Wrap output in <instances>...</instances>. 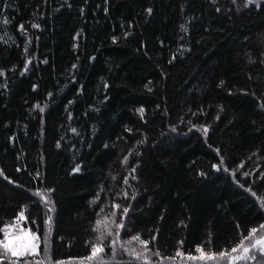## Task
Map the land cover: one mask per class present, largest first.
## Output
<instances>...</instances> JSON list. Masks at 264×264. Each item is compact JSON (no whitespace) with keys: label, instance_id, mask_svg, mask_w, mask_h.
<instances>
[{"label":"trees","instance_id":"16d2710c","mask_svg":"<svg viewBox=\"0 0 264 264\" xmlns=\"http://www.w3.org/2000/svg\"><path fill=\"white\" fill-rule=\"evenodd\" d=\"M115 210L136 244L89 259ZM22 212L35 262L206 264L248 242L264 0H0V229Z\"/></svg>","mask_w":264,"mask_h":264},{"label":"rangeland","instance_id":"374dc122","mask_svg":"<svg viewBox=\"0 0 264 264\" xmlns=\"http://www.w3.org/2000/svg\"><path fill=\"white\" fill-rule=\"evenodd\" d=\"M233 3L237 6V8H240V6H248L251 4H258L261 0H253L252 3H249V0H232ZM203 128H207V127H203ZM128 160H125V163H127ZM127 173H129V171H127ZM238 173L241 175V177H246V173L242 170H239ZM237 175V172H236ZM128 187V186H127ZM123 196L124 197H130V194L127 190H124L123 192ZM24 213V212H23ZM21 214V213H20ZM20 216V215H19ZM19 216L12 222H10L8 225L5 226L4 229H7L10 233V235H21V229L28 231L30 229H27L24 226V222L25 219H19ZM125 222V214L119 213V210H115V212H113L111 215H108L105 217V215L102 217V219L100 220L97 229L99 231V237H98V245L102 246L104 248V251L109 249L106 247H121V246H126L129 244H136L133 240H128L126 239L125 235L123 234V228L120 227L121 224L124 225ZM4 232V231H3ZM5 235V233H4ZM264 236V227H262L261 229H259V231H257L256 233L253 234V236L251 237V240L249 239L248 242L243 243L239 248H237V251H233L232 255H229L228 257H219L213 260H208L206 262V264H229V262L231 261V264H257V261L255 260H251V259H242V260H235L233 261L232 258L236 257V256H243L245 255L243 253V247H250L251 242H254L255 239ZM39 243V241H38ZM40 245V243H39ZM39 249V248H38ZM134 249V248H132ZM122 250V249H121ZM122 252L124 253V251L122 250ZM38 253V250L37 252ZM35 253V254H36ZM121 253V251H120ZM35 254L32 255H27L23 258L17 259V264H22L23 260H27L29 262V264H37V262H35V259H33V256ZM125 254V253H124ZM251 255H255L257 256L258 260H264V257H260L259 253L255 250L252 251ZM6 261L10 262L13 259L11 257L10 254L6 255ZM5 259H3L4 261ZM39 262L40 264H51L47 258L45 256H41L39 257ZM63 264V263H60Z\"/></svg>","mask_w":264,"mask_h":264},{"label":"snow or ice","instance_id":"6c2138e0","mask_svg":"<svg viewBox=\"0 0 264 264\" xmlns=\"http://www.w3.org/2000/svg\"><path fill=\"white\" fill-rule=\"evenodd\" d=\"M253 0H249V3H252ZM151 9H149V12ZM33 27H37V25H33ZM21 30L23 29V26H20ZM141 113H143V109L139 110ZM202 131L204 132L205 135H207L208 129L203 128ZM77 171L79 170L78 168L76 169ZM126 182V181H125ZM48 192H51V189L47 190ZM37 196H39L41 199L45 200L46 202L50 203V200L48 197L44 195L43 192H37ZM51 211V209H49ZM127 210H125V213ZM19 219H26L24 213L22 212L19 216ZM51 220V217H49V222ZM121 228L124 227L123 224L120 225ZM261 227H264L262 225ZM0 231H4L5 235L2 240H0V248L4 250L3 255L10 254L11 257L16 258L13 259L9 262V264H17V259L23 258L27 255H32L35 254L39 248V237L31 232L30 230L25 231L23 229L19 230L21 231V235H10L9 231L7 229H0ZM256 230H253L252 233L249 234V237H246V239H250L255 233ZM133 239H139V237H133ZM140 243L144 244L145 246L147 245V241H140ZM45 250L47 251V245H45ZM255 250L259 253L260 257H264V236H261L257 239L254 240V242H251L250 247H243V253L245 255L243 256H236L233 257L232 260H242V259H251L257 261V264H264V260H258L257 256L251 255L252 251ZM198 251H201L203 253L202 249H198ZM232 251H237V249H232ZM104 248L99 245H93L92 247V254L89 257V259L98 257V254L103 253ZM3 255H0V264H3ZM223 255V254H221ZM205 257L202 255L201 259H204ZM208 259H213V257H207ZM22 264H29L27 260H23ZM37 264H40V262H37ZM231 264V261L229 262Z\"/></svg>","mask_w":264,"mask_h":264}]
</instances>
